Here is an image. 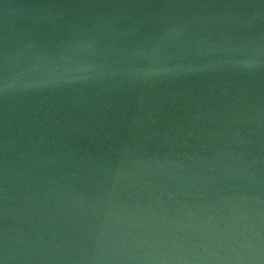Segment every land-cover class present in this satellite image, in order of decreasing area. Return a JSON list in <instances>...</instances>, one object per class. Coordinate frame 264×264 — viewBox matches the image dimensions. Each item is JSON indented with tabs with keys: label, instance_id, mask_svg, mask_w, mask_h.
Wrapping results in <instances>:
<instances>
[{
	"label": "water",
	"instance_id": "obj_1",
	"mask_svg": "<svg viewBox=\"0 0 264 264\" xmlns=\"http://www.w3.org/2000/svg\"><path fill=\"white\" fill-rule=\"evenodd\" d=\"M0 264H264V0H0Z\"/></svg>",
	"mask_w": 264,
	"mask_h": 264
}]
</instances>
